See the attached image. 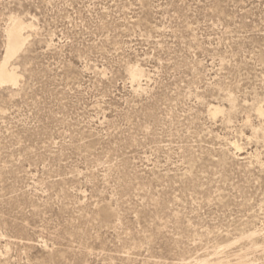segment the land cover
I'll return each instance as SVG.
<instances>
[{
    "label": "rangeland",
    "instance_id": "1",
    "mask_svg": "<svg viewBox=\"0 0 264 264\" xmlns=\"http://www.w3.org/2000/svg\"><path fill=\"white\" fill-rule=\"evenodd\" d=\"M15 20L0 264H264V0H0V63Z\"/></svg>",
    "mask_w": 264,
    "mask_h": 264
},
{
    "label": "bare ground",
    "instance_id": "2",
    "mask_svg": "<svg viewBox=\"0 0 264 264\" xmlns=\"http://www.w3.org/2000/svg\"><path fill=\"white\" fill-rule=\"evenodd\" d=\"M24 42V26L21 22L15 20L7 30L6 55L4 60L0 63V85L10 84L11 86H16L18 84V75L14 69L10 68V62L11 59L20 53L24 46ZM142 74L141 70L136 69L133 70L132 76L136 79L137 77L142 76Z\"/></svg>",
    "mask_w": 264,
    "mask_h": 264
}]
</instances>
